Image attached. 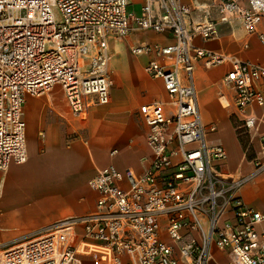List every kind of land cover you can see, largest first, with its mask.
Segmentation results:
<instances>
[{"label":"built area","instance_id":"1","mask_svg":"<svg viewBox=\"0 0 264 264\" xmlns=\"http://www.w3.org/2000/svg\"><path fill=\"white\" fill-rule=\"evenodd\" d=\"M130 1L0 0V171L27 160V97L58 85L71 115L84 118L91 107L110 101L111 38L133 31L172 38L167 45L129 47L131 56L148 58L144 73L161 80L167 95L138 110L148 128L149 167L140 175L112 165L97 169L87 181L96 194L94 211L0 251V264H82L81 242L104 247L111 264H212V247L227 253L228 264H264V215L240 196L243 186L264 177V115L253 113L264 109L258 87L264 66L195 44L215 41L219 25L234 23L264 43L258 31L264 0H144L139 16L127 11ZM197 62L230 65L223 83L234 92L237 135L257 138L250 174H223L226 152L206 140L216 128L200 119Z\"/></svg>","mask_w":264,"mask_h":264},{"label":"crops","instance_id":"2","mask_svg":"<svg viewBox=\"0 0 264 264\" xmlns=\"http://www.w3.org/2000/svg\"><path fill=\"white\" fill-rule=\"evenodd\" d=\"M218 31L215 41L196 40L195 44L213 53L264 66V43L256 35L246 34L238 23L219 25ZM258 31L264 34V19ZM147 35L150 43L172 42L170 35L143 31L108 41V72L113 80L110 101L104 106L91 107L84 118L71 115L62 92L59 94L56 87L43 97L25 99L24 133L25 136L32 133L37 141L31 154L25 141L24 164H10L7 170L0 171V251L60 220L94 211L96 194L87 181L97 169L112 165L120 171L130 170L140 175L149 167L151 153L145 142L148 128L138 110L144 104L167 101V95L161 80L144 73L148 58L133 57L129 52L131 45L148 43L140 40ZM133 59L135 64L131 62ZM229 70V64L207 67L197 62L193 79L201 122L216 128L214 133L206 134V140L222 146L227 155L221 171L240 176L250 174L253 167L233 124V119L237 122L234 92L223 83ZM258 87L264 93V85ZM253 113L260 117L264 109L254 108ZM249 141L253 151L257 150L256 135L250 136ZM114 150L116 154L111 156ZM240 196L246 206L264 215V177L243 186ZM77 242L75 239L73 243ZM210 251L212 264L229 263L226 252L215 247ZM77 254L82 264H111L108 251L97 244L81 242Z\"/></svg>","mask_w":264,"mask_h":264},{"label":"rangeland","instance_id":"3","mask_svg":"<svg viewBox=\"0 0 264 264\" xmlns=\"http://www.w3.org/2000/svg\"><path fill=\"white\" fill-rule=\"evenodd\" d=\"M143 1L144 0H132V1H130L129 6L127 7V11L130 12V13H133L135 16H139L141 14L140 5L143 3ZM200 1H203V0H200ZM140 40H143L145 42H150V36L147 35V36H145L143 38H140ZM134 60L135 59L131 60V62H133L135 64V61ZM139 62L140 61H138V63ZM113 77H114V75H113ZM55 87L58 89L59 94H61V89H60V87L58 85H55L48 93H50ZM48 93H46V94H48ZM144 94L146 95V93H144ZM142 96H143V94H142ZM233 124H234V127L236 128V133L238 134V132H239L237 130V128H238V122H236L233 119ZM25 141L27 143V148L29 150V153L31 154L34 151L33 146H34V143H36L37 139H36L35 135H33L32 133H30V134L27 133V135L25 136ZM248 144H249V148H248V152L246 153V155L247 156L248 155L251 156V159H252L253 156H254V151H253V148L250 145L249 137H248ZM242 148L245 151L246 148L244 149L243 145H242Z\"/></svg>","mask_w":264,"mask_h":264},{"label":"trees","instance_id":"4","mask_svg":"<svg viewBox=\"0 0 264 264\" xmlns=\"http://www.w3.org/2000/svg\"><path fill=\"white\" fill-rule=\"evenodd\" d=\"M240 143L243 145L244 149L249 148L248 145V138L246 136L240 137L239 138ZM248 158H251V156L248 155Z\"/></svg>","mask_w":264,"mask_h":264}]
</instances>
